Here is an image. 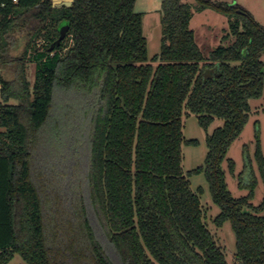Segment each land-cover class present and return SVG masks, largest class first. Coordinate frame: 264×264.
I'll use <instances>...</instances> for the list:
<instances>
[{
	"label": "trees",
	"instance_id": "1",
	"mask_svg": "<svg viewBox=\"0 0 264 264\" xmlns=\"http://www.w3.org/2000/svg\"><path fill=\"white\" fill-rule=\"evenodd\" d=\"M135 4L0 0V63L13 32L27 36L25 54L35 62L33 84L26 56L14 78L0 73V264L16 254L27 264H230L205 221L203 188L193 190L188 179L200 173L221 209L215 224L232 223L236 264H264V197L252 201L259 177L264 182L259 134L253 153L244 145L237 175L246 195L232 193L222 165L227 160L235 174L228 151L250 119L251 99L263 93L264 25L238 3L197 0V10L228 17L222 39L234 38L205 55L191 28L192 6L162 0L161 50L151 62ZM64 23L72 44L63 53L64 39L50 50ZM77 106L78 186L57 192L36 154L50 157L53 123ZM191 113L205 129L224 122L207 135L204 165L186 176L182 145L197 143L183 133Z\"/></svg>",
	"mask_w": 264,
	"mask_h": 264
},
{
	"label": "rangeland",
	"instance_id": "2",
	"mask_svg": "<svg viewBox=\"0 0 264 264\" xmlns=\"http://www.w3.org/2000/svg\"><path fill=\"white\" fill-rule=\"evenodd\" d=\"M63 1L64 0H54V4L56 6H60ZM182 1L189 3L192 6L193 16L191 19V28L194 30L196 41L205 55H208L211 50L220 44L228 45L232 42L234 39L233 37H230L225 41L222 39L225 30L229 27L228 17L225 14L211 8L197 10V0ZM225 1L240 4L247 11H249L258 22L264 25V0ZM161 2L162 0H136L135 4L136 11L143 14L144 34L147 37L148 55L151 62L152 58L158 55L161 50V40L163 35ZM28 41L29 40L24 33L13 32L8 36L9 44L7 52L5 51L4 53H7V57L4 59L6 61L0 63V73L6 79H12L15 77L16 61H19L26 56L25 51L27 49ZM43 43L44 39L37 38L34 45L40 47ZM71 44V37H68V39L65 38L66 47L62 49V52L65 53L67 47ZM27 59L28 58L26 56L27 78L31 84H33L35 79V62H28ZM261 59L264 62V53ZM1 100L2 97L0 95V101ZM61 102L62 99H59L57 96L53 116L56 115L59 117V113L62 109ZM250 104V119L242 133L230 146L227 155L228 158H232L236 162L235 174L233 175L229 171L227 160H224L222 164L226 171L229 189L235 196H243L248 193L246 189H241L237 182V175L243 169L244 165V145H248L253 153L255 150L256 136L259 134L264 151V89L262 96L251 99ZM223 122V119L216 118L209 128L205 129L200 125L195 114L191 113L190 115H185L183 117V133L185 139L197 140V143L195 144L183 143L182 145V167L186 176H188L189 171L198 166L204 165L208 152L206 143L207 135L212 133L216 127L221 126ZM53 125L54 127L50 130L51 133L48 134L49 141L47 142V146L50 145V157L46 159L44 152L42 154L37 153L36 157L38 160L40 159L44 161V163L41 162L43 168L46 166L50 168L45 171L48 173L50 185L57 188L58 192L61 187L69 186L70 188H76L78 186V162H81L83 150V146L80 144L78 139V106L76 113L74 112V114L70 115V117H66L65 115L61 116L56 123H53ZM188 179L191 182L193 190L197 191L198 188H203L201 201L205 212V221L214 234L217 242L222 247L227 261L230 264H236V236L232 223L227 221L221 227H218L215 224L214 219L220 213L221 209L213 201L209 183L206 180L205 175L203 173L193 174L188 176ZM58 195L60 194L58 193ZM263 197L264 182L259 177V185L256 188L255 197L252 201L254 204H259ZM91 219L96 226V222L92 216ZM96 229L100 238L106 243L107 240L101 227L97 225ZM8 264L27 263L19 254H16Z\"/></svg>",
	"mask_w": 264,
	"mask_h": 264
},
{
	"label": "water",
	"instance_id": "3",
	"mask_svg": "<svg viewBox=\"0 0 264 264\" xmlns=\"http://www.w3.org/2000/svg\"><path fill=\"white\" fill-rule=\"evenodd\" d=\"M74 0H64L62 3H64L67 6H70ZM69 24L64 23L63 25L60 26L59 29V37L56 39V41L51 45L50 50H53L55 45H60L62 41L66 38L68 30H69Z\"/></svg>",
	"mask_w": 264,
	"mask_h": 264
},
{
	"label": "built area",
	"instance_id": "4",
	"mask_svg": "<svg viewBox=\"0 0 264 264\" xmlns=\"http://www.w3.org/2000/svg\"><path fill=\"white\" fill-rule=\"evenodd\" d=\"M14 2H17L18 0H13ZM0 88H1V84H0Z\"/></svg>",
	"mask_w": 264,
	"mask_h": 264
}]
</instances>
